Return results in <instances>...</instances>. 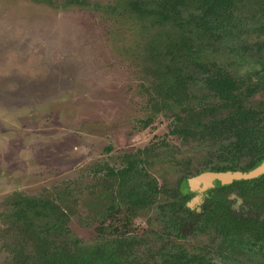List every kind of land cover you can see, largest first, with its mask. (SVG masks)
<instances>
[{"label": "rangeland", "instance_id": "374dc122", "mask_svg": "<svg viewBox=\"0 0 264 264\" xmlns=\"http://www.w3.org/2000/svg\"><path fill=\"white\" fill-rule=\"evenodd\" d=\"M158 1L0 0V264L24 255L37 264L41 239L48 251L75 243L92 252L121 238L138 264H175L177 248L201 257L195 264H264V245L224 254L213 242L205 250L200 236L166 238L154 209L126 212L127 180L139 187L140 175L121 187L106 173L135 156L146 179L171 187L215 160L225 140L172 133L187 119L184 104L220 103L209 74H229L240 94L264 69V0H235L226 26L206 34L196 0L165 23ZM165 82H181L182 105L164 97ZM242 97L247 108L260 106L264 88ZM23 198L54 205L18 217Z\"/></svg>", "mask_w": 264, "mask_h": 264}, {"label": "flooded vegetation", "instance_id": "af4514ba", "mask_svg": "<svg viewBox=\"0 0 264 264\" xmlns=\"http://www.w3.org/2000/svg\"><path fill=\"white\" fill-rule=\"evenodd\" d=\"M261 73L263 76L264 69ZM261 76L260 82L247 87L242 92L243 95L250 96L260 88H264V78ZM234 80L239 90L238 82ZM252 89V93L249 94L248 90ZM242 93L240 92V96L243 99ZM242 105L244 109L255 114L245 124L249 128V132L246 133L248 135L243 136L242 133L241 136H235L232 133H217L218 125H220L217 122L218 128L213 129L216 133L213 136L210 134L212 121L214 119L223 120L228 114V109L216 111L214 115L205 117V120L203 118L201 123L205 124L204 126L202 124L194 126L189 123V128L194 133L186 137L208 138L215 141L221 138L226 141V145L220 146L214 155L215 160L210 159V161L201 163L202 168L187 170L186 173L181 171L183 175L171 187L165 183L158 184L156 178L146 179L139 170L134 172L144 180L139 187L134 181L131 182V179L127 180L133 187L129 189V193L132 192L133 196L140 197V202L143 204L140 207H133L135 210L133 212L154 209L157 216L153 221L161 225L166 238L176 237L178 240L182 236H190V239L200 236L209 242L206 246L211 242L213 245L217 244L218 247L223 246L224 254L232 248L233 250L241 249L250 254L254 249L259 250L258 247L264 245V172L251 179H232L225 183L214 180L213 184L207 188L202 185L201 180H197L198 183L193 182L196 177L206 171H230V173L244 174L263 164L264 100L259 102L260 106L255 108ZM140 160L138 159V162ZM183 191H186L185 194ZM160 197L164 201L157 203ZM189 202H191L190 205L187 204ZM130 203L131 201H126V209L130 207ZM154 235L159 238L155 233ZM213 235L215 238H212ZM107 245L113 244L108 243ZM209 246L204 249L209 251ZM172 257L175 264H195L197 258L201 259L191 251H185L182 248H177Z\"/></svg>", "mask_w": 264, "mask_h": 264}, {"label": "trees", "instance_id": "16d2710c", "mask_svg": "<svg viewBox=\"0 0 264 264\" xmlns=\"http://www.w3.org/2000/svg\"><path fill=\"white\" fill-rule=\"evenodd\" d=\"M185 0H160L156 3L157 9H155V16L158 21L165 23L169 20H177L180 17V7L184 4ZM196 7L199 9L198 15L195 17L196 24L198 29H201L205 34L209 32H219L223 27L226 26L227 22L231 17L234 2L235 0H196ZM133 8L136 11H141V7L137 2L132 3ZM151 12L150 10H148ZM178 77V76H176ZM180 83H166L163 88L164 97L172 98L178 105H182L183 98L180 97V91L177 92V87L180 86ZM206 85L209 90L215 92L217 97L220 99L218 106H204V108H195L192 105L184 104L185 108L183 111L187 113L186 121H183L177 128L172 130L173 133H177L183 138L187 135L193 134V130L189 128V123L194 126L200 125L201 120L208 115H214L216 111L223 109H228V114L223 120L214 119L212 122L211 135L213 136L216 132L213 129H217V133H232L235 136H243L249 132V128L245 126L248 123L249 119L255 116V114L249 112V110L244 109L243 99L240 94L235 93L237 90V84L229 74L216 71L213 74H209L206 78ZM177 86V87H176ZM253 91L248 90V93L251 94ZM248 95V94H247ZM218 125L217 127V123ZM211 124V123H210ZM203 126L205 124H202ZM137 155V154H136ZM137 163L138 159L134 156L131 157L125 166L121 169L114 170L108 169L106 173L109 177H114L119 179L121 187L124 186L123 180L126 179L129 173L137 172ZM128 191L125 193V199L130 202V207L126 209L128 215H131L135 212L133 207H140L143 205L140 200L141 198L132 195V192L129 193V189H133L130 185L127 187ZM122 199V196L119 197ZM139 200V201H138ZM127 201V202H128ZM23 204V205H21ZM54 205L52 199H40V198H23L17 205L19 209L16 210L18 217L25 216L26 213L30 211H35L36 215H39L47 207ZM134 211V212H133ZM132 212V213H131ZM27 225V224H26ZM122 227H128L123 225ZM125 230V229H124ZM41 239L39 235L37 240ZM46 241H38L37 246L40 247L37 255V264H138L135 262H130L127 260L128 255L125 254V247L127 246V238L118 239L116 244L103 247V249L95 250L88 252L80 248L77 244L71 243L69 246H62L51 251H48L46 246ZM128 252V251H127ZM31 256L24 255V261L19 264H33L30 262L29 258ZM122 260V263L120 262Z\"/></svg>", "mask_w": 264, "mask_h": 264}, {"label": "water", "instance_id": "95a60500", "mask_svg": "<svg viewBox=\"0 0 264 264\" xmlns=\"http://www.w3.org/2000/svg\"><path fill=\"white\" fill-rule=\"evenodd\" d=\"M264 172V162L263 164L256 168V169H252L247 173H238V172H231L227 171V172H210V171H206V173H203L201 175H199L198 177H196L193 182L198 183L197 180H201L202 185L204 187H208L210 185L213 184V181H219L220 183H225L228 181H231L232 179H241V178H247V179H251V178H255L257 176H259L261 173ZM191 182V181H189ZM184 189V186H183ZM186 191H183V193L185 194ZM188 205L191 204V202L187 203Z\"/></svg>", "mask_w": 264, "mask_h": 264}]
</instances>
